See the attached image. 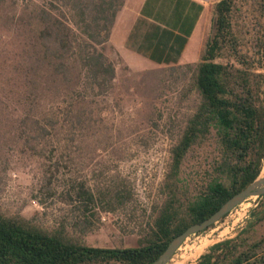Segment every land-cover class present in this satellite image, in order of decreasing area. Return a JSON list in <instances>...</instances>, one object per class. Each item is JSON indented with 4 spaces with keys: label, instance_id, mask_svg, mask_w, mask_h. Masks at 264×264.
<instances>
[{
    "label": "trees",
    "instance_id": "1",
    "mask_svg": "<svg viewBox=\"0 0 264 264\" xmlns=\"http://www.w3.org/2000/svg\"><path fill=\"white\" fill-rule=\"evenodd\" d=\"M24 1L22 12L16 11L14 1L11 17L19 49L13 72L22 79L13 86L22 89L18 101L25 113L20 122L27 133L24 143L36 140L45 149L56 140L55 103L59 97L66 98L61 111L69 131L84 125L89 92L105 93L112 88L116 66L97 46L107 44L124 0ZM244 7L253 17L249 23ZM214 16L215 32L212 37L209 34L200 61L184 65L195 68L192 79L198 102L170 148L162 186L165 198L154 208L152 221L140 233L136 247L91 246L81 237L90 230V218L99 204L106 206L105 211H113L124 202L127 192L122 184L95 190L84 181L58 178L46 170L43 185L47 194H55L59 187L64 202L76 203L72 220L44 230L32 219L0 212V264H151L174 237L207 219L261 176L264 74L258 69L264 58L259 28L264 0H219L213 6L212 21ZM247 42L251 54L243 50ZM206 142H212L213 152L206 158L199 190L192 198L180 199L178 177L184 160L194 146ZM53 178L59 183L56 188ZM251 218L233 238L210 246L196 264H264V235L259 234L264 226V205ZM76 229L80 237L69 233Z\"/></svg>",
    "mask_w": 264,
    "mask_h": 264
},
{
    "label": "rangeland",
    "instance_id": "2",
    "mask_svg": "<svg viewBox=\"0 0 264 264\" xmlns=\"http://www.w3.org/2000/svg\"><path fill=\"white\" fill-rule=\"evenodd\" d=\"M14 1L18 3L16 11L22 12L24 0L0 4V212L32 219L44 230H53L62 222L69 224L76 203L64 202L55 178L56 193L47 194L43 185L46 170L58 178L84 181L95 190L122 184L127 192L122 204H116L113 211H105L106 206L99 204L87 233L81 236L77 229L69 233L81 236L91 246L136 247L140 233L152 221L154 208L165 198L162 186L170 148L198 102L192 79L195 68L178 65L132 71L115 57L109 45L97 46L116 66L112 88L105 93L89 92L84 125L69 131L61 111L66 98L59 97L55 103L56 140L45 149L36 140L26 145L27 133L20 125L25 113L18 101L22 89L13 86L15 80L22 81L13 72V59L19 51L11 21ZM217 1L204 0L212 7ZM243 11L246 22L253 20L246 7ZM259 28L264 41V17L259 18ZM250 47L247 42L243 50L251 54ZM258 72L264 74V58ZM73 96L75 102L77 94ZM211 143L197 144L187 154L178 177L180 199L192 198L198 192L206 158L209 160L213 152ZM262 205V198L246 199L207 231L188 237L170 264H196L210 246L233 238ZM259 234L264 235V226Z\"/></svg>",
    "mask_w": 264,
    "mask_h": 264
},
{
    "label": "crops",
    "instance_id": "3",
    "mask_svg": "<svg viewBox=\"0 0 264 264\" xmlns=\"http://www.w3.org/2000/svg\"><path fill=\"white\" fill-rule=\"evenodd\" d=\"M212 17L201 0H124L107 45L132 71L198 63Z\"/></svg>",
    "mask_w": 264,
    "mask_h": 264
},
{
    "label": "water",
    "instance_id": "4",
    "mask_svg": "<svg viewBox=\"0 0 264 264\" xmlns=\"http://www.w3.org/2000/svg\"><path fill=\"white\" fill-rule=\"evenodd\" d=\"M216 27V17L214 16L212 21L211 34L215 32ZM264 195V176H258L250 185L244 188L242 191L238 192L230 199H228L216 212H214L207 219L200 223L193 224L189 226L185 231H183L178 236L174 237L166 249L155 259L151 264H170L175 252L183 244V242L190 236L195 235L208 229L213 224L220 221L226 214L231 212L235 207L243 203L246 199L250 197H259Z\"/></svg>",
    "mask_w": 264,
    "mask_h": 264
},
{
    "label": "built area",
    "instance_id": "5",
    "mask_svg": "<svg viewBox=\"0 0 264 264\" xmlns=\"http://www.w3.org/2000/svg\"><path fill=\"white\" fill-rule=\"evenodd\" d=\"M201 1H204V0H201Z\"/></svg>",
    "mask_w": 264,
    "mask_h": 264
}]
</instances>
